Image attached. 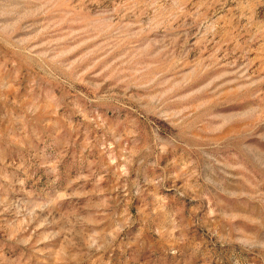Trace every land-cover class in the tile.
<instances>
[{"label": "rangeland", "instance_id": "rangeland-1", "mask_svg": "<svg viewBox=\"0 0 264 264\" xmlns=\"http://www.w3.org/2000/svg\"><path fill=\"white\" fill-rule=\"evenodd\" d=\"M0 264H264V0H0Z\"/></svg>", "mask_w": 264, "mask_h": 264}]
</instances>
